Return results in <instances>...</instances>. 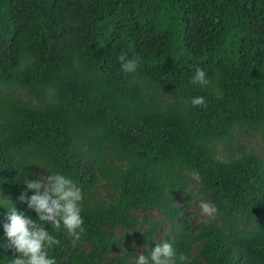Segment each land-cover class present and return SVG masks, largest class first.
I'll return each mask as SVG.
<instances>
[{
    "label": "trees",
    "instance_id": "trees-1",
    "mask_svg": "<svg viewBox=\"0 0 264 264\" xmlns=\"http://www.w3.org/2000/svg\"><path fill=\"white\" fill-rule=\"evenodd\" d=\"M242 134L264 145V0H0V200L35 218L26 179L74 182L84 232L54 233L56 264H134L165 229L189 264H264V153ZM198 198L216 213L193 223Z\"/></svg>",
    "mask_w": 264,
    "mask_h": 264
},
{
    "label": "clouds",
    "instance_id": "clouds-1",
    "mask_svg": "<svg viewBox=\"0 0 264 264\" xmlns=\"http://www.w3.org/2000/svg\"><path fill=\"white\" fill-rule=\"evenodd\" d=\"M117 60L121 71L134 73L140 57L121 53ZM191 81L206 85L208 80L205 71L196 67ZM190 103L201 105L204 97L194 96ZM24 183L26 189L32 191L27 196L21 192L18 199L26 201L27 208L34 211L35 218L15 207L11 201L5 206L4 201L0 200V206L6 208L0 225L6 241L0 246H6L13 252V255H7L0 264H56L55 257L50 252L60 241L54 233L62 232L65 236L76 239L84 232L81 215L83 194L71 179L59 171H48L34 179H26ZM199 209L202 215L212 216L216 213L215 204L207 200L199 202ZM46 225L51 227V232ZM134 264H189V257L183 252L177 253L172 243L165 240L154 243L146 253L139 252Z\"/></svg>",
    "mask_w": 264,
    "mask_h": 264
},
{
    "label": "rangeland",
    "instance_id": "rangeland-1",
    "mask_svg": "<svg viewBox=\"0 0 264 264\" xmlns=\"http://www.w3.org/2000/svg\"><path fill=\"white\" fill-rule=\"evenodd\" d=\"M242 144L245 146V149L246 150H249L250 149V150H254V151L259 152V153H264V145H263L262 141L260 140V138L257 137V136H244L242 134ZM236 146L237 145H235V147ZM219 155L223 159H227L228 158L223 147L221 148V151H220V154ZM201 200H204V198H202V199H199V198L196 199L193 203H191L187 207V209L189 211H194L195 212V216H194V218L192 220L193 223L194 222H200V221H208L211 218L210 216L202 215L200 213L199 202ZM155 216H156L155 213H152L151 214V217L152 218H154ZM167 227L168 226H166V228ZM165 230H160L158 232V234H157V241L158 242L165 241L166 235H167V230L168 229H165ZM117 231H118V234H121V233L124 232V230H122V229H118ZM135 252L138 254L139 252H141V250L140 249H136Z\"/></svg>",
    "mask_w": 264,
    "mask_h": 264
}]
</instances>
